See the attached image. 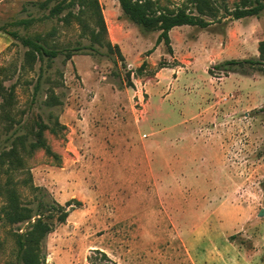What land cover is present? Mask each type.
Masks as SVG:
<instances>
[{
    "label": "rangeland",
    "instance_id": "rangeland-1",
    "mask_svg": "<svg viewBox=\"0 0 264 264\" xmlns=\"http://www.w3.org/2000/svg\"><path fill=\"white\" fill-rule=\"evenodd\" d=\"M42 1L0 0V27L81 50L45 61L35 93L41 62L0 30V81L12 89L15 117L8 129L0 119V151L47 125L51 152L24 154L16 175L36 213L40 201L69 210L44 242L45 264H90L95 249L117 264H264V72L216 66L258 58L264 11L239 19L225 11L255 0H216V16L203 15L210 26L174 27L172 54L118 0H99L103 45L76 17L65 21L67 11L50 17ZM159 2L198 14L192 0ZM80 16L98 29L91 13ZM28 17L29 27L13 24ZM28 227L0 216V264H22L14 232Z\"/></svg>",
    "mask_w": 264,
    "mask_h": 264
},
{
    "label": "trees",
    "instance_id": "trees-1",
    "mask_svg": "<svg viewBox=\"0 0 264 264\" xmlns=\"http://www.w3.org/2000/svg\"><path fill=\"white\" fill-rule=\"evenodd\" d=\"M44 0L39 3L41 9L49 8L50 17H59L65 11L63 17L65 21L70 22L71 18H77L82 28L89 29L88 36L93 43L103 45L102 35L107 33V27L103 18L99 0ZM123 14L131 21L136 23L144 32L160 31L158 42H164L168 53H173L170 31L177 26L191 25L206 28L210 26L211 21L203 15L209 14L216 16L218 8L215 7L216 0H192L196 5L198 14L188 10L185 6L170 7L162 5L159 0H118ZM79 6V13H75L73 8ZM220 9V8H219ZM226 14L236 19L248 16L259 15L264 11V2L255 0V4H244L243 7H237L233 10L225 7ZM91 13L98 29L89 28L88 24L80 15ZM36 21L34 17L21 18L15 23L16 26L29 27ZM0 30L9 34L12 38L18 40L27 50L25 56L28 61L34 63L41 62L39 81L35 86V93L41 86V78L45 72V61L54 60L60 54L65 55V61L70 60L78 48L59 49L56 46L48 44L41 37H32L23 35L17 30H10L6 26L0 27ZM92 48L94 47L91 45ZM111 43L108 47L111 48ZM147 66L144 61L139 71ZM217 68L223 72H237L245 74L249 70H261L264 72V40L259 44L258 58L227 59L218 63ZM164 67V66H162ZM2 68H0L1 74ZM8 91L0 81V119L6 120L7 129L13 127L15 117L13 115V95L12 89ZM8 94V95H7ZM57 102V101H56ZM53 100V103H56ZM38 129L34 132L36 140L30 141L28 134L18 135L11 140L7 149L0 151V175H6L7 180L1 187V195L4 198V204L0 209L2 220L9 225L29 222V227L22 232L15 231V243L19 260L22 264H45L44 242L47 236L55 230L59 223H63L69 216L67 206L60 204H48L39 202L37 213L32 207L24 204L21 199L20 190L16 175L25 168L24 154H31L36 148L44 147L51 152L50 147L42 137L43 129L47 127L44 123H37ZM25 180V183L31 181V175ZM33 187V185H31ZM38 188V187H33ZM71 203L68 202L67 205ZM35 220H33V218ZM90 264H117L109 255L95 249L93 255L89 257Z\"/></svg>",
    "mask_w": 264,
    "mask_h": 264
},
{
    "label": "water",
    "instance_id": "water-1",
    "mask_svg": "<svg viewBox=\"0 0 264 264\" xmlns=\"http://www.w3.org/2000/svg\"><path fill=\"white\" fill-rule=\"evenodd\" d=\"M262 213H264V209L262 210Z\"/></svg>",
    "mask_w": 264,
    "mask_h": 264
}]
</instances>
